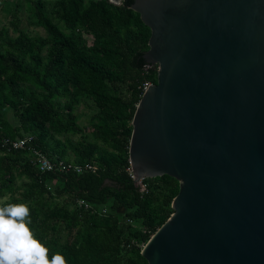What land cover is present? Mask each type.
<instances>
[{
  "label": "trees",
  "instance_id": "obj_1",
  "mask_svg": "<svg viewBox=\"0 0 264 264\" xmlns=\"http://www.w3.org/2000/svg\"><path fill=\"white\" fill-rule=\"evenodd\" d=\"M23 1L27 24L45 36L20 29L22 5L3 2L17 35L0 34V206H28L49 259L148 264L141 250L173 213L179 191L167 175L143 179V191L131 177L132 118L144 87L157 83L158 65L144 59L150 29L133 0ZM81 104L91 109L84 127ZM26 136L52 161L97 169L41 173L31 152L4 144Z\"/></svg>",
  "mask_w": 264,
  "mask_h": 264
},
{
  "label": "water",
  "instance_id": "obj_2",
  "mask_svg": "<svg viewBox=\"0 0 264 264\" xmlns=\"http://www.w3.org/2000/svg\"><path fill=\"white\" fill-rule=\"evenodd\" d=\"M119 5V0H109ZM158 65L132 118L133 182L179 183L148 264H264V0H133Z\"/></svg>",
  "mask_w": 264,
  "mask_h": 264
},
{
  "label": "clouds",
  "instance_id": "obj_3",
  "mask_svg": "<svg viewBox=\"0 0 264 264\" xmlns=\"http://www.w3.org/2000/svg\"><path fill=\"white\" fill-rule=\"evenodd\" d=\"M30 224L27 205L0 207V264H67L59 253L49 259V249L35 238Z\"/></svg>",
  "mask_w": 264,
  "mask_h": 264
},
{
  "label": "built area",
  "instance_id": "obj_4",
  "mask_svg": "<svg viewBox=\"0 0 264 264\" xmlns=\"http://www.w3.org/2000/svg\"><path fill=\"white\" fill-rule=\"evenodd\" d=\"M146 85L143 91L148 87ZM33 137L26 136L16 140H5L4 144L8 148V150H28L31 152L32 156L30 159V164L37 166L38 170L41 173H57V174H83V173H93L96 171V166L93 164H85V165H77L71 162H65L62 160L52 161L45 154L36 150L33 145ZM137 185L141 187L143 191L145 186L142 185V181H140ZM83 205V202H79V206ZM2 207V206H0ZM87 207V205H85Z\"/></svg>",
  "mask_w": 264,
  "mask_h": 264
},
{
  "label": "rangeland",
  "instance_id": "obj_5",
  "mask_svg": "<svg viewBox=\"0 0 264 264\" xmlns=\"http://www.w3.org/2000/svg\"><path fill=\"white\" fill-rule=\"evenodd\" d=\"M46 2H51L53 0H44ZM3 2H9L11 3L10 9H12L15 5H22V8L20 9V29L27 32L30 36H45V32L41 28L36 27H30L27 24V12L26 8L24 7V1L23 0H0V34L2 38H5L6 36L9 37H15L17 33L13 30V27L10 24V13L7 12L6 7L4 6ZM77 112L79 113V121L78 124L82 127L88 125V118L91 114V109L86 107L84 104H81L77 108ZM76 140L77 137H74ZM4 200L0 201V204H2Z\"/></svg>",
  "mask_w": 264,
  "mask_h": 264
},
{
  "label": "flooded vegetation",
  "instance_id": "obj_6",
  "mask_svg": "<svg viewBox=\"0 0 264 264\" xmlns=\"http://www.w3.org/2000/svg\"><path fill=\"white\" fill-rule=\"evenodd\" d=\"M119 1H121V2H122V1H125V0H119Z\"/></svg>",
  "mask_w": 264,
  "mask_h": 264
}]
</instances>
